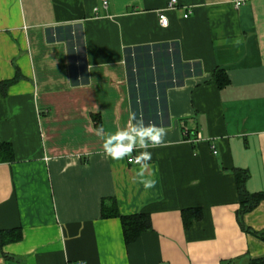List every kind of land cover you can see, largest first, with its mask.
I'll return each instance as SVG.
<instances>
[{
    "label": "crops",
    "instance_id": "crops-1",
    "mask_svg": "<svg viewBox=\"0 0 264 264\" xmlns=\"http://www.w3.org/2000/svg\"><path fill=\"white\" fill-rule=\"evenodd\" d=\"M170 1L0 0V231L20 233L0 264L264 258V242L238 223L236 180L245 174L246 190L264 193V0L166 10ZM137 64L147 93L132 85ZM216 69L227 74L221 88ZM133 117L167 133L147 149L157 181L148 190L132 181L138 164L97 154L92 131ZM186 210L196 214L188 226ZM138 214L151 230L126 244L118 216ZM243 223L264 232V200Z\"/></svg>",
    "mask_w": 264,
    "mask_h": 264
},
{
    "label": "clouds",
    "instance_id": "clouds-1",
    "mask_svg": "<svg viewBox=\"0 0 264 264\" xmlns=\"http://www.w3.org/2000/svg\"><path fill=\"white\" fill-rule=\"evenodd\" d=\"M235 7H240L243 0H229ZM240 41L237 40L236 43ZM18 114V112L10 113L9 115ZM95 135L102 140L101 152L97 154L110 158L113 161H121L126 157L129 163L138 164V170H134L132 181L142 184L145 190L156 187L157 181L152 172L151 153L147 151L149 148L161 146L165 142L166 130L162 127H157L154 124L146 125L143 120H136L133 117L128 121L125 127L117 128L115 132L105 133L102 125L92 129ZM138 149L144 151L133 156V152ZM91 155V153H88ZM50 158L45 157V161L49 162ZM87 167V166H85Z\"/></svg>",
    "mask_w": 264,
    "mask_h": 264
},
{
    "label": "trees",
    "instance_id": "trees-1",
    "mask_svg": "<svg viewBox=\"0 0 264 264\" xmlns=\"http://www.w3.org/2000/svg\"><path fill=\"white\" fill-rule=\"evenodd\" d=\"M140 67H141L140 64L136 65V68H137L136 71L138 72L137 76L134 75L132 72L133 69L135 68V66L131 67L130 79L132 81L133 86L136 85V83L139 86L141 84L140 89L142 88L143 92L147 93L146 89L150 88V86H148V84H150L149 71L145 70L142 72ZM194 71H196V69H194ZM211 81L220 88L227 85L228 79H227L226 72L224 70H221V69H216L212 74ZM142 83H145L148 87L142 86ZM160 86H161V84H160ZM148 96L152 97L150 95V93L148 94ZM145 97H146V95H145ZM157 109H160L162 111V109L160 107L156 108L153 105H150V107H147L146 111L152 112L151 114H153V112L156 113ZM149 115H150V113H149ZM151 118H154V117L151 116L149 119H147V121L151 120ZM240 175H239V173H236V180H237V186H238V196H239V205H240L239 210L237 211L238 223L244 232L257 237L262 242H264V232L253 231V230L249 229L248 227H246L243 223L244 215L252 212L254 209H256L258 207L260 202L262 200H264V193L250 194L245 188V181H246L245 174H240ZM189 214H193L192 216L196 217L195 216L196 214L194 213V211H192V210L184 211L183 216H184V221H185L186 226L189 225V220H188ZM198 216H200V215H198ZM118 217L120 218L121 223H122V228H123L124 238H125L126 244H131V243L135 242L143 232L151 230L150 218L146 214H138V215L128 216V217H122V216H118ZM19 239H20V233L19 232H14V231L1 232L0 231V253H2V248L6 243L17 241ZM249 264H264V258L252 260V261H250Z\"/></svg>",
    "mask_w": 264,
    "mask_h": 264
},
{
    "label": "built area",
    "instance_id": "built-area-1",
    "mask_svg": "<svg viewBox=\"0 0 264 264\" xmlns=\"http://www.w3.org/2000/svg\"><path fill=\"white\" fill-rule=\"evenodd\" d=\"M106 1L107 0H103L104 4H106ZM177 5V1L176 0H171L169 3H168V6L166 8V10H171V9H174ZM243 5V2L241 3L240 7ZM235 7V6H234ZM237 9V7H235ZM239 8V7H238ZM162 11L159 15V22H160V25L162 27H167L168 26V19L166 17V15L164 14L165 11ZM196 141V140H195ZM128 162V160H127ZM129 163V162H128ZM129 164H135V163H129ZM71 264H85L83 262H75V263H71Z\"/></svg>",
    "mask_w": 264,
    "mask_h": 264
}]
</instances>
